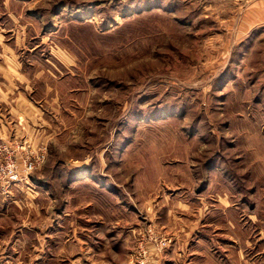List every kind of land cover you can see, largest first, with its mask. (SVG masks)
I'll return each instance as SVG.
<instances>
[{"label": "rangeland", "instance_id": "obj_1", "mask_svg": "<svg viewBox=\"0 0 264 264\" xmlns=\"http://www.w3.org/2000/svg\"><path fill=\"white\" fill-rule=\"evenodd\" d=\"M262 1L0 0L53 137L0 139V264H264Z\"/></svg>", "mask_w": 264, "mask_h": 264}, {"label": "crops", "instance_id": "obj_2", "mask_svg": "<svg viewBox=\"0 0 264 264\" xmlns=\"http://www.w3.org/2000/svg\"><path fill=\"white\" fill-rule=\"evenodd\" d=\"M257 5L264 6V1ZM4 49L6 52L0 57V106H4L7 112L0 111V139L18 140L27 136V140L34 144H47L53 140L49 130L51 120L40 115L41 109L28 95L33 90V81L36 79H31L18 52L9 51L6 47ZM36 76L38 75L35 74L34 78ZM48 90H52L51 87ZM18 122H25L26 127L24 125V129H21ZM137 230L134 227L133 234Z\"/></svg>", "mask_w": 264, "mask_h": 264}, {"label": "built area", "instance_id": "obj_3", "mask_svg": "<svg viewBox=\"0 0 264 264\" xmlns=\"http://www.w3.org/2000/svg\"><path fill=\"white\" fill-rule=\"evenodd\" d=\"M16 151L17 149L10 147L8 143H4L0 147V152L4 156V158L0 162V188L3 189L5 193H8L13 185H16L24 179V175L20 169V163L17 160ZM44 158L45 154H41L37 157H28L27 159H25L24 171L26 172V174L35 171L38 166L44 161ZM158 242H160L159 244L164 246L167 244V239H161ZM141 250L144 249L141 248ZM145 253L146 251L144 250V256L141 255L142 260L139 264H145Z\"/></svg>", "mask_w": 264, "mask_h": 264}]
</instances>
